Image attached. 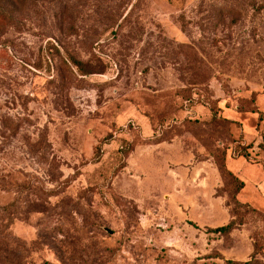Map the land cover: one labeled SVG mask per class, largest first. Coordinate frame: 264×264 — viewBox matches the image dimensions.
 I'll return each instance as SVG.
<instances>
[{
	"label": "rangeland",
	"instance_id": "1",
	"mask_svg": "<svg viewBox=\"0 0 264 264\" xmlns=\"http://www.w3.org/2000/svg\"><path fill=\"white\" fill-rule=\"evenodd\" d=\"M0 1V264H264V0Z\"/></svg>",
	"mask_w": 264,
	"mask_h": 264
},
{
	"label": "trees",
	"instance_id": "2",
	"mask_svg": "<svg viewBox=\"0 0 264 264\" xmlns=\"http://www.w3.org/2000/svg\"><path fill=\"white\" fill-rule=\"evenodd\" d=\"M7 14L6 9L3 7L2 2L0 1V15H4ZM75 65L78 67L80 66L76 61H74ZM82 75H86L88 74V72H82L80 71ZM118 146L121 147H127V142L125 141V139L120 138L117 140ZM120 149L118 148L116 151H113L112 154H110L111 158L113 161H115V163H117L120 160ZM114 165V164H113ZM221 170L223 172V175L225 178H227V190L230 191L232 193V197L234 199V205H235V209L240 207L241 204L236 200V197L240 194V192L245 189V184L242 180H240L234 173H232L229 169H227L225 162L221 163ZM235 211L233 209V213H235ZM237 223L236 221H233L232 223H230L228 226L226 227H222V228H217L215 230H208V232L213 233V234H220V235H227L229 233H231L236 227H237ZM257 255V251L255 249L254 251V255L252 260L254 259V256ZM210 258H205L204 260H208ZM228 264H252L253 262H233V261H228Z\"/></svg>",
	"mask_w": 264,
	"mask_h": 264
},
{
	"label": "water",
	"instance_id": "3",
	"mask_svg": "<svg viewBox=\"0 0 264 264\" xmlns=\"http://www.w3.org/2000/svg\"><path fill=\"white\" fill-rule=\"evenodd\" d=\"M112 232H110V234H111Z\"/></svg>",
	"mask_w": 264,
	"mask_h": 264
}]
</instances>
